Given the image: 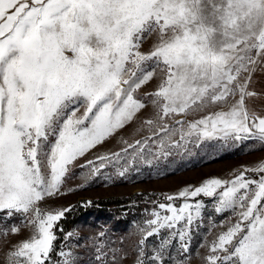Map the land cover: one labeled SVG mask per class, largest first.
Here are the masks:
<instances>
[{"label": "snow or ice", "instance_id": "snow-or-ice-1", "mask_svg": "<svg viewBox=\"0 0 264 264\" xmlns=\"http://www.w3.org/2000/svg\"><path fill=\"white\" fill-rule=\"evenodd\" d=\"M257 71L264 0H0V264H122L123 239L65 232L71 208L44 202L77 166L86 182L212 141L264 146V115L247 103ZM137 119L150 135L77 165ZM200 197L230 214L210 224L202 264H264V162L167 195L136 225L134 264H191Z\"/></svg>", "mask_w": 264, "mask_h": 264}, {"label": "rangeland", "instance_id": "rangeland-1", "mask_svg": "<svg viewBox=\"0 0 264 264\" xmlns=\"http://www.w3.org/2000/svg\"><path fill=\"white\" fill-rule=\"evenodd\" d=\"M250 90L258 95L250 98L247 103L250 109L258 114L264 115V71H257L254 74ZM204 113H196L180 119L193 120L200 118ZM150 115L145 111L143 118ZM141 128V119H137L129 125L120 135L107 141L101 148L89 153L86 157L77 161V165L84 163L87 159H94L96 155L120 151L124 146L120 143V137L130 143L136 139H143L150 135L147 128ZM155 151V145H152ZM131 152V149L129 150ZM264 162V146L256 141H244L238 145L230 143L224 145L219 141H212L200 149H193L191 153H177L173 151L167 160L154 162L149 167L146 164L134 165L125 176L117 174L121 165H108L99 175L84 182L81 175L86 174V169L74 167L64 185L65 195L49 198L44 202L46 208H63L74 206L88 207L91 202L102 198H122L120 205L114 207V211L105 215H85L84 218L74 224L69 231H79L81 236H95L101 230L107 233V238L120 247V240L123 239V248L128 253L127 259L122 264H134V252L132 251L138 236L136 225L142 224L145 219L150 218V211L159 203H167L165 197L174 195L184 187L198 186L205 179L219 177L222 179L231 178V175L243 167H255L258 163ZM249 175H252L249 173ZM72 189V191H69ZM138 195L129 198L131 195ZM207 205L205 220L201 227L195 230L191 241L192 261L191 264H202L196 255L199 244L208 234L211 223H219L224 217L230 215L224 213L217 215L213 211L214 203L209 198L200 197ZM90 202V203H89ZM177 204L180 201H176ZM210 217V219H209ZM218 230V229H217ZM214 234V233H213ZM29 233L25 230L21 236L10 237L12 240H19L27 237ZM162 235L166 233L162 232ZM212 237L208 236L210 240ZM153 244L158 238H150ZM201 254L203 249H199ZM173 255H176L173 250ZM181 257L177 256V259Z\"/></svg>", "mask_w": 264, "mask_h": 264}, {"label": "trees", "instance_id": "trees-1", "mask_svg": "<svg viewBox=\"0 0 264 264\" xmlns=\"http://www.w3.org/2000/svg\"><path fill=\"white\" fill-rule=\"evenodd\" d=\"M136 196L138 195L134 194L129 198ZM123 200L122 198H102L92 201L91 205L85 208L74 206L70 212L66 213V217L60 221V226L67 232L74 224L80 222L85 215H105L107 212L114 211V207L120 205ZM61 235V233H58V236Z\"/></svg>", "mask_w": 264, "mask_h": 264}]
</instances>
